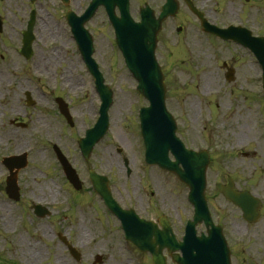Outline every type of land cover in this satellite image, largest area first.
I'll use <instances>...</instances> for the list:
<instances>
[{"label":"rangeland","instance_id":"1","mask_svg":"<svg viewBox=\"0 0 264 264\" xmlns=\"http://www.w3.org/2000/svg\"><path fill=\"white\" fill-rule=\"evenodd\" d=\"M177 1L179 11L163 23L156 49L164 75L166 107L176 121L177 135L186 145L210 150L213 163L207 178L212 188L214 183H225L227 177H232L238 189H247L263 202L260 219L246 233L239 209L212 194L215 218L224 227L230 246L244 251L251 245L264 258V104L259 89L260 67L248 50L204 34L184 0ZM191 1L218 27L241 25L253 35L264 36V0ZM144 2L157 13L163 0H131L133 13ZM85 3L72 0L70 9L80 12ZM4 6L7 18L19 23L20 27L12 26L14 33L24 29L26 17L19 10L27 9L25 0H8ZM56 8L49 4L37 16L31 59L26 61L15 53L20 45L16 39H9L6 46L10 56L0 60V160L8 154L29 152L27 168L19 175L24 194L20 210L4 194L6 171L0 163V264H93L97 256L100 264H151L147 255L125 246L113 219L102 214L98 217L87 207L91 194L79 196L67 188L48 144H56L82 178L90 167L107 175L119 189H126L132 198H142L146 203L149 198L155 199L154 214L159 215L161 209L169 216L177 238L192 217V207L186 200L188 190L173 175L143 167L138 109L147 102L135 91L136 82L110 49L106 31H97L103 20L101 10L88 25L94 27L101 46L95 59L113 91V103L109 130L93 149L89 163H84L75 139L93 124L100 101L69 34L66 40L57 36V30L64 35L67 28L63 19L60 27L53 21L60 20L61 14L58 18L53 12ZM50 13L56 17L47 18ZM222 63L234 69V81L225 80ZM25 91L35 100L33 107L24 104ZM59 93L66 102H72L71 128L55 111L53 98ZM13 119H19L26 128L11 126ZM124 157L132 170L128 178L121 160ZM68 192L70 204L78 202L84 208L70 206ZM38 203L46 205L48 216L38 219L33 215L32 206ZM11 219L17 229L9 244L6 228ZM58 234L77 249L79 261L69 254ZM247 236H252L250 242ZM238 255L237 264H247L244 256ZM254 259L249 256L248 264Z\"/></svg>","mask_w":264,"mask_h":264},{"label":"water","instance_id":"2","mask_svg":"<svg viewBox=\"0 0 264 264\" xmlns=\"http://www.w3.org/2000/svg\"><path fill=\"white\" fill-rule=\"evenodd\" d=\"M112 0H95L92 9L81 19H77L72 15L69 22L75 28L78 43L81 52L86 60H89V42L86 40V33L83 30L84 22L92 16L95 9L100 4L107 5ZM247 1V0H246ZM191 10L198 16L201 26L205 32L214 34L222 39L235 40L248 49L256 56L263 70L264 80V38L251 37L249 31L235 29H218L206 22L203 16L191 6ZM177 11V3L175 0H168L163 7L161 14L157 19L153 17L150 10H144L142 13V21L134 24L127 14L124 5L123 23L120 27L118 36V44L123 52L125 63L138 82L137 90L149 101V107L140 110L141 133L145 145V159L149 164L158 165L160 168L175 173L178 178L183 181L189 188V200L195 207V215L193 222L187 226V235L184 237L183 243L174 248L169 245L173 244V236L169 235L171 230L164 225L166 233L156 232L154 241H151L150 231L144 230L139 234L134 231V225L123 220L127 236L135 242L142 250H149L154 264H165L162 250L168 248L171 254L174 250H180L182 257L172 255L173 261L177 264H229L227 250L223 245V241L217 238L212 244L206 240L200 241L195 237L194 226L200 217L205 216V201L203 191L205 187V170L208 163L207 156L204 153H196L192 150H186L181 142L174 136L175 124L164 106V86L163 77L154 58V49L156 46V36L160 29L161 22L169 15H174ZM32 21L28 25V30L24 34V46L22 53L26 58L31 54L32 42ZM91 63V62H90ZM92 64V63H91ZM96 77L97 89L101 96L102 105L100 109V118L92 130L87 132V137L80 141L82 152L88 156L93 144L100 139L105 133L108 121L107 110L111 103V93L104 90L101 86L99 76L92 71ZM231 72L228 74L229 78ZM169 151L173 155L175 161H170L168 157ZM13 162L12 159L7 164ZM23 164H20L21 167ZM181 166V167H180ZM94 181V180H93ZM225 197L241 207L244 216L249 221H254L257 217V201L246 194L235 195L230 188L222 190ZM142 227H146L141 225ZM218 233L217 230H215ZM149 233V234H148ZM219 236V234H218ZM175 243V242H174ZM209 244V245H208ZM158 245V247H156ZM71 254L79 259L78 253L68 247ZM100 261V257L96 258V262Z\"/></svg>","mask_w":264,"mask_h":264},{"label":"flooded vegetation","instance_id":"3","mask_svg":"<svg viewBox=\"0 0 264 264\" xmlns=\"http://www.w3.org/2000/svg\"><path fill=\"white\" fill-rule=\"evenodd\" d=\"M7 2H8V0H0V47H2L0 50V60H5L7 58V56H10L9 48L6 46V40H9V39L12 40L14 38L17 41H21V34H22V31L18 32L17 30L14 33V29L12 26H15V27H20V26H19L18 22L17 23L12 22L10 18L9 19L7 18V15H9V14H8L7 9L4 6L5 4H7ZM71 3H72V0H68L67 5L70 6ZM49 4H51L55 8L56 7L59 8V11H58V8H56L53 10V12L56 13V16L58 15V18H59V14H61L60 20L59 19H57L59 21L55 20L56 16L54 15V13L53 14L52 13L47 14L46 17L49 18L52 15V17L55 18L53 20L55 22V24H57L58 27H60V25L62 23L61 22L62 19H63L64 23H66L65 16H66V12L69 9V7L67 8L59 0H35L34 3H30L29 0H25V5L27 6V9L25 7H22L19 10V12L23 13L22 16L29 18L30 12L32 10H35L36 15L41 14L40 11L41 10L44 11L45 8L48 7ZM115 15L119 16L118 9H115ZM132 15H133L134 19L136 21H138L139 20V9L137 11H134V13H132ZM102 18H103V20H101L100 24L101 25L104 24V26L101 27V25H100L97 28V31H99L100 33H102L103 29L106 31L104 36L107 38V40L110 43V46H111L110 49L112 50L113 53L120 56L119 52L115 46L113 29L110 26L109 21H108L107 16H106V13L103 9H102ZM88 26H87V29L91 33V35L93 36L94 56H96L100 53L101 46H100L99 42L97 41V37L95 35L96 31H94V27H92V26L88 27ZM46 36L51 37L50 33H47ZM57 36L66 40L65 33L63 35V32L61 33L59 30H57ZM129 174H131V172ZM110 190H111V194H112L114 200L116 201V203L118 204V206L122 210L133 211L135 214H137L138 216L145 218V219L152 218L154 213L156 212L157 206H156L155 199L152 200L151 198H149V200H147L148 203H146L142 200V198H140V199L139 198H137V199L132 198V196L127 192L126 189L121 190L117 187L115 188L114 186H111ZM234 190L236 192L239 191L235 185H234ZM212 194L216 195L215 187L210 188V189L208 187V189H207V201H208V205H209V208L211 211V215L213 216L214 212L212 210V199L215 196H213ZM90 207L96 216H99L101 214L102 215L108 214V211L104 207L103 201L97 196H94L92 198ZM151 214H153V215H151ZM14 229H15V222L11 219L8 223V230L13 231ZM199 234H205L206 235L205 228L201 227V229L199 230ZM251 237L250 236L246 237L248 239V242L251 241ZM9 238H10V240L12 239V237H9ZM226 239L229 241V238L227 236H226ZM259 246H261V245H259ZM230 249H231L232 261L233 262L235 261L236 264L238 262L237 261L238 258H240V255H238L239 253L244 256L247 264L251 262V260H249V256H253V258H255L253 261H256L259 263L264 262L263 261L264 258H262V256L259 255L260 251H257L259 249L252 250L251 245L246 247L244 249V251H237L233 246H230ZM260 254L263 255L262 252ZM257 256H259V257H257ZM253 261H252V263H253Z\"/></svg>","mask_w":264,"mask_h":264}]
</instances>
